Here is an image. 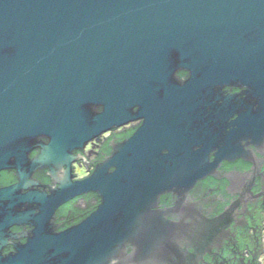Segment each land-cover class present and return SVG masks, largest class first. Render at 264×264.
Segmentation results:
<instances>
[{
	"label": "water",
	"instance_id": "water-1",
	"mask_svg": "<svg viewBox=\"0 0 264 264\" xmlns=\"http://www.w3.org/2000/svg\"><path fill=\"white\" fill-rule=\"evenodd\" d=\"M137 121L73 182L90 142ZM257 156L264 0H0V172L17 181L0 188V264H177L190 218L199 260L220 227L201 185ZM89 193L96 209L58 231Z\"/></svg>",
	"mask_w": 264,
	"mask_h": 264
},
{
	"label": "flooded vegetation",
	"instance_id": "flooded-vegetation-1",
	"mask_svg": "<svg viewBox=\"0 0 264 264\" xmlns=\"http://www.w3.org/2000/svg\"><path fill=\"white\" fill-rule=\"evenodd\" d=\"M131 125L133 124L107 132L109 135L103 137L104 134L90 142L80 153L82 159L72 164L73 182L88 177L94 164L113 137L118 138L121 133L126 135L127 130L132 129L134 131L140 124L135 123L134 127ZM36 153L34 151L33 155H36ZM76 155L79 154L76 153ZM257 159L258 161L263 160L258 163L259 169H256V167L253 169L250 165L238 161L223 166L224 178L228 177V181L224 178L221 180L208 179L201 185L200 190L202 192L217 196L211 204L206 205V208L209 210V222L211 223L217 219L220 227L217 229L218 231L212 229L211 233H208L205 251L199 254L198 260L195 258L200 253L198 252L199 249L196 248L195 218L193 220L190 218L187 222L184 221L185 225L189 227L184 228L181 235L179 252L176 260L173 261L174 263L264 264V156H257ZM76 168H84L87 172L80 176L79 173H76ZM35 178H37V175ZM44 181V184L49 185L48 180ZM16 183L15 171L5 170L0 172V188L10 187ZM200 197L201 195H197L191 199L192 208L198 204L200 206V202H202H198ZM97 205L98 199L91 193L75 197L63 204L55 211V225L58 231H63L77 224L93 212ZM201 208L205 209L204 206ZM245 209L246 211H244ZM232 215L237 216V218H231ZM24 230L30 231L31 229L29 227L14 226L10 228V233L20 235ZM229 232L233 234L231 239L224 237ZM235 249L237 253H235ZM11 252L10 245L2 250L3 255Z\"/></svg>",
	"mask_w": 264,
	"mask_h": 264
},
{
	"label": "rangeland",
	"instance_id": "rangeland-1",
	"mask_svg": "<svg viewBox=\"0 0 264 264\" xmlns=\"http://www.w3.org/2000/svg\"><path fill=\"white\" fill-rule=\"evenodd\" d=\"M131 126H129V127H131ZM132 127H134V126H132ZM106 135H109V133L105 134L103 137H105ZM91 150L93 151V149H91ZM86 172L87 171L84 168H76V173H79L80 176L86 174Z\"/></svg>",
	"mask_w": 264,
	"mask_h": 264
},
{
	"label": "trees",
	"instance_id": "trees-1",
	"mask_svg": "<svg viewBox=\"0 0 264 264\" xmlns=\"http://www.w3.org/2000/svg\"><path fill=\"white\" fill-rule=\"evenodd\" d=\"M133 133V131H132V129H129V130H127V133H126V135H124L123 133H121V134H119L118 136H120V137H118V138H120V139H122V138H124L125 136H129V135H131ZM105 150H106V147L104 148V152H105ZM96 207L97 206H95V209H96ZM92 213V212H91Z\"/></svg>",
	"mask_w": 264,
	"mask_h": 264
},
{
	"label": "bare ground",
	"instance_id": "bare-ground-1",
	"mask_svg": "<svg viewBox=\"0 0 264 264\" xmlns=\"http://www.w3.org/2000/svg\"><path fill=\"white\" fill-rule=\"evenodd\" d=\"M135 123H138V124H139V123H140V121H137V122H134V123H132V124H133L132 126H134V124H135Z\"/></svg>",
	"mask_w": 264,
	"mask_h": 264
}]
</instances>
